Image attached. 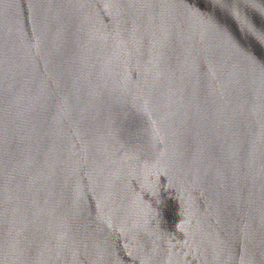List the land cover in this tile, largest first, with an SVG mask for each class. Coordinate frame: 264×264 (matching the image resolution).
<instances>
[{
  "label": "water",
  "instance_id": "obj_1",
  "mask_svg": "<svg viewBox=\"0 0 264 264\" xmlns=\"http://www.w3.org/2000/svg\"><path fill=\"white\" fill-rule=\"evenodd\" d=\"M264 0H0V264H264Z\"/></svg>",
  "mask_w": 264,
  "mask_h": 264
},
{
  "label": "snow or ice",
  "instance_id": "obj_2",
  "mask_svg": "<svg viewBox=\"0 0 264 264\" xmlns=\"http://www.w3.org/2000/svg\"><path fill=\"white\" fill-rule=\"evenodd\" d=\"M261 38H264V34H262Z\"/></svg>",
  "mask_w": 264,
  "mask_h": 264
}]
</instances>
